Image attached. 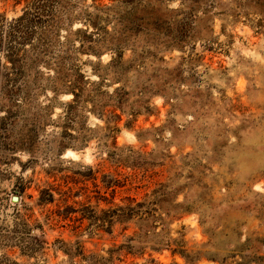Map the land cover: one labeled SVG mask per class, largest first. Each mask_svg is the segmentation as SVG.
Returning <instances> with one entry per match:
<instances>
[{"label":"rangeland","instance_id":"1","mask_svg":"<svg viewBox=\"0 0 264 264\" xmlns=\"http://www.w3.org/2000/svg\"><path fill=\"white\" fill-rule=\"evenodd\" d=\"M24 12L0 264H264V0H0Z\"/></svg>","mask_w":264,"mask_h":264},{"label":"trees","instance_id":"2","mask_svg":"<svg viewBox=\"0 0 264 264\" xmlns=\"http://www.w3.org/2000/svg\"><path fill=\"white\" fill-rule=\"evenodd\" d=\"M40 7H42V4L39 5V3L34 6V10L30 14L33 19H41L42 10ZM28 14L29 12H24L21 16L8 22H3V20L0 19V51L3 50V56L5 58L3 61L0 59V83H4L1 88L5 87L9 94L22 92L23 87L25 86L23 85L25 73L23 65L26 58V50L22 49L23 44L27 41L34 42L33 37L37 35V37L34 38L36 39V42L32 51L33 53H38V50L44 42V33L41 31V28L37 33V27H35V24L29 25L33 20L32 18H29ZM35 22L36 21L33 23ZM6 62H8V64ZM72 93L74 99L78 98V94L75 91H72ZM71 106L72 104H69V107ZM3 119L5 121L3 124L5 125L7 124L5 119H9V116L8 118Z\"/></svg>","mask_w":264,"mask_h":264},{"label":"water","instance_id":"3","mask_svg":"<svg viewBox=\"0 0 264 264\" xmlns=\"http://www.w3.org/2000/svg\"><path fill=\"white\" fill-rule=\"evenodd\" d=\"M12 199H13L14 201H16V200H17V198H16V197H13Z\"/></svg>","mask_w":264,"mask_h":264}]
</instances>
